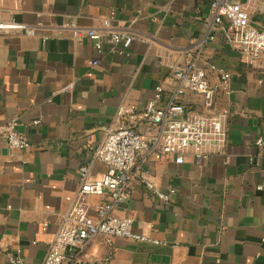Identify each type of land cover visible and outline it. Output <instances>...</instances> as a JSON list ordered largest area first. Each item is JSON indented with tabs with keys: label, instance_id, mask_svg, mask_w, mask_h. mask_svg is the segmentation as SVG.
<instances>
[{
	"label": "crops",
	"instance_id": "crops-1",
	"mask_svg": "<svg viewBox=\"0 0 264 264\" xmlns=\"http://www.w3.org/2000/svg\"><path fill=\"white\" fill-rule=\"evenodd\" d=\"M237 1L263 29L264 0ZM0 18L42 33L0 35V264L12 255L41 264L76 196L80 167L99 175L105 167L95 151L108 133L144 130L119 107L130 103L141 112L157 86L161 106L174 99L188 113L222 115L225 141L208 146L200 164L191 152L177 163L142 150L129 181L132 199L114 214H130L133 232L159 243L113 236L107 245L98 236L90 250L98 257L109 251L105 264H264V191L256 188L264 184V55L235 51L224 33L207 39L209 0H0ZM101 18L130 32V45L104 41L97 51L90 38L59 27ZM187 52L209 85L220 83L210 106L197 92L173 96V70L190 59ZM18 115L40 119L21 128L30 142L23 150L10 149L2 134ZM142 178L172 190L168 202ZM105 200L86 197L90 205Z\"/></svg>",
	"mask_w": 264,
	"mask_h": 264
},
{
	"label": "built area",
	"instance_id": "built-area-1",
	"mask_svg": "<svg viewBox=\"0 0 264 264\" xmlns=\"http://www.w3.org/2000/svg\"><path fill=\"white\" fill-rule=\"evenodd\" d=\"M59 27L69 31L73 38H90L97 51L104 41L128 47L134 38L130 32L114 30L110 27V20L106 18L99 19L96 25L89 27L77 25L73 21L64 22ZM14 31L27 36L42 35L35 25L0 18V35ZM218 33H224L229 46L241 54L250 57L264 55V28L257 29L251 24L248 12L237 0H209L206 38L214 39ZM187 55L190 59L186 63L174 67L173 96H181L185 91L197 92L202 94L204 105L210 106L220 83L209 85L205 69L197 65L190 52ZM228 76V73L222 74L220 81H226ZM161 91V86L155 87L152 97L141 112H136V107L130 103L119 107L121 114L130 113V117H139L144 130L120 127L109 132L105 143L95 151L105 167L99 175L91 176L87 164L80 167V184L76 196L64 213L41 264H105L110 258V252L98 257L89 248L92 240L98 236L107 245H110L113 236L159 243L134 233L133 217L130 214H114L116 207L132 199L129 181L139 153L142 150L159 151L164 155H172L177 163H181L184 155L191 152L195 163L200 164L207 156L208 146L222 145L225 141L222 115L188 113L184 105L174 99L161 106ZM39 123L40 119L27 121L23 115L9 119L2 128L8 147L26 149L30 142L21 128L26 124L37 126ZM257 143L260 144L261 139ZM141 180L163 202H168L172 190L164 193L156 190L148 179ZM256 188L264 191V184L257 185ZM88 195H107V200L90 205L86 201ZM3 252L4 247L0 241V253ZM8 262L24 264L18 255L9 256Z\"/></svg>",
	"mask_w": 264,
	"mask_h": 264
}]
</instances>
